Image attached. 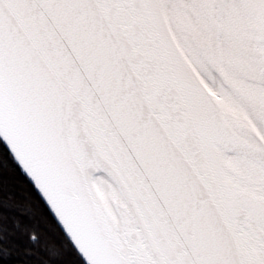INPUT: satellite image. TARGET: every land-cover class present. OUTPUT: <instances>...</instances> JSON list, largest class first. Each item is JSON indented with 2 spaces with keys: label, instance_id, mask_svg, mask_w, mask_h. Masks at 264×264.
<instances>
[{
  "label": "snow or ice",
  "instance_id": "1",
  "mask_svg": "<svg viewBox=\"0 0 264 264\" xmlns=\"http://www.w3.org/2000/svg\"><path fill=\"white\" fill-rule=\"evenodd\" d=\"M0 264H264V0H0Z\"/></svg>",
  "mask_w": 264,
  "mask_h": 264
}]
</instances>
